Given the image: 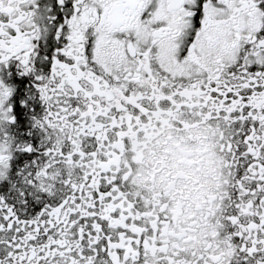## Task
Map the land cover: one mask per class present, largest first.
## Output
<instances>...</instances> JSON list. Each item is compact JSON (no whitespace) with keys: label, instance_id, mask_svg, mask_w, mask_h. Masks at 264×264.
Instances as JSON below:
<instances>
[{"label":"snow or ice","instance_id":"obj_1","mask_svg":"<svg viewBox=\"0 0 264 264\" xmlns=\"http://www.w3.org/2000/svg\"><path fill=\"white\" fill-rule=\"evenodd\" d=\"M0 264H264V0H0Z\"/></svg>","mask_w":264,"mask_h":264}]
</instances>
